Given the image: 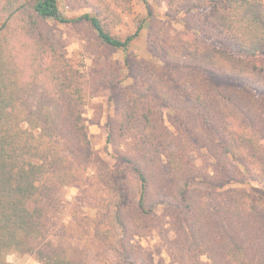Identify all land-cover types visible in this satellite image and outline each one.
Wrapping results in <instances>:
<instances>
[{
    "label": "trees",
    "instance_id": "16d2710c",
    "mask_svg": "<svg viewBox=\"0 0 264 264\" xmlns=\"http://www.w3.org/2000/svg\"><path fill=\"white\" fill-rule=\"evenodd\" d=\"M165 5L171 14L193 13L183 23L188 38L174 45L149 33L160 64L139 67L128 65L126 53L143 21L121 37L108 10L67 18L58 0H0V264H12L11 254L38 264H89L82 249L54 241L49 224L62 191L80 180L69 154L90 150L81 71L56 49L50 21L89 27L135 73L130 89L112 87L111 101L120 130L138 140L122 158L129 169L97 167L92 239L116 264H148L133 259L127 226L142 229L154 209L174 202L186 213L174 222V242L193 257L190 264H264V65L256 63L264 57V0ZM163 106L196 110V124L166 126ZM201 152L213 160V184L256 189L212 197L190 190L200 180L190 154Z\"/></svg>",
    "mask_w": 264,
    "mask_h": 264
},
{
    "label": "rangeland",
    "instance_id": "374dc122",
    "mask_svg": "<svg viewBox=\"0 0 264 264\" xmlns=\"http://www.w3.org/2000/svg\"><path fill=\"white\" fill-rule=\"evenodd\" d=\"M58 2L62 15L67 18L90 13L94 9L106 12L108 10L110 20L114 19L113 33L121 37L134 33L137 24L143 21L139 37L133 41L126 53L128 65L139 67L142 63L160 64L158 52L149 49V33L158 34L156 37L161 41L178 45L180 36L188 38L183 23L193 15L167 12L165 0H131L127 6L115 0L103 2L58 0ZM148 10L151 12V18L148 17ZM149 19H152V22ZM48 24L56 49L81 71L86 100L82 108V117L90 143V150L85 155L76 151L69 154L70 164L78 172L80 180L62 191L60 212L49 223L51 234L54 241L59 240L65 247L82 249L89 264H116L113 254L92 239V229L87 219L94 215L101 194L97 181V167L105 164L111 169H129L122 158L131 156V144L137 141L138 137L133 132L123 133L120 130L111 96L113 86L119 91L130 89L134 84L135 73L127 69L124 54L100 46L95 33L89 27L59 25L51 21ZM256 63L264 65V57L256 60ZM188 109L184 107L177 113L168 106H163L160 108L161 119L168 127L191 130L190 127L196 124V110ZM209 137L214 139L211 133ZM190 158L200 177L199 181L192 182L190 190H197L212 197L233 189H256L247 184L235 183L219 188L211 182L215 176L211 157L201 152L191 153ZM168 178L171 183L170 176ZM185 215L179 204L166 202L149 214V220L142 229H137L129 223L125 236L133 245V259L148 264H190L194 261L189 253L174 242V222L183 223ZM7 261L12 264H38L32 256L13 254L7 257ZM200 261L205 263L202 259Z\"/></svg>",
    "mask_w": 264,
    "mask_h": 264
}]
</instances>
